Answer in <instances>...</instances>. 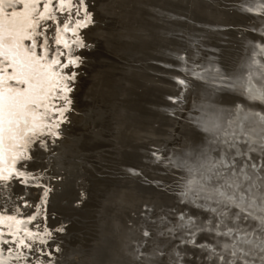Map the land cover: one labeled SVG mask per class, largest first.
<instances>
[{
  "label": "rangeland",
  "instance_id": "obj_1",
  "mask_svg": "<svg viewBox=\"0 0 264 264\" xmlns=\"http://www.w3.org/2000/svg\"><path fill=\"white\" fill-rule=\"evenodd\" d=\"M38 1L40 9L43 4L40 6L42 0ZM66 1L62 11L60 0L49 1L53 7H49L52 18L39 22L38 49L45 36L49 39L48 48L55 47L56 42L48 33L53 28V32L59 29L56 24L70 25L72 21L77 24L78 20H84L80 0ZM84 4L92 15L91 22L80 27L82 32L71 34L74 36L68 43L71 48L63 55V62L56 66L65 74L75 73V77H79L77 90V86L68 81L73 91L76 90L72 91L75 95L71 100L76 107L69 112L81 115L85 126L66 117L65 125L59 128L60 139L41 137L47 145L33 144L32 148H38H30V154L19 159L21 167L13 170L11 179L1 182L0 257L3 256L0 264H131L129 262L139 260L144 264H163L164 260L174 261L176 255L174 257L172 246L176 242L169 239L168 229L157 225L162 214L172 215V209L184 211L173 194L177 183H183L182 177L186 176L177 164L211 138L212 121L216 116L226 115L233 105L244 102L241 83L250 69L256 72L254 58H258V50L264 45V0H84ZM78 56L76 64H69L67 69L61 67ZM217 69L218 76L214 72ZM201 74L212 83L202 79ZM257 78L254 77V82ZM181 79L187 87L179 83ZM56 97L59 104L63 102ZM249 105L252 109L264 110L261 104ZM66 132L71 136L67 137ZM64 137L70 141L63 147ZM56 181L61 184L58 189L49 187V183ZM53 189L56 192L51 197L49 193ZM237 190H243L249 198L259 199L264 195L243 182L237 185ZM37 191L42 193L38 195ZM44 193H47L46 198ZM36 197H40L39 200ZM41 198L49 201L48 204ZM212 205L217 212L209 213L208 217L222 220L224 225L233 206ZM10 216L15 217L14 220ZM153 221L158 222L154 225ZM12 223L19 224L21 229ZM160 229L164 235L160 234ZM146 231L150 235L146 236ZM23 232L24 236L27 233L30 236L19 235ZM5 237L7 239L3 240ZM46 237L49 241L44 239ZM219 247L214 248L218 252L226 249ZM185 251L189 257L185 264H191L192 256H188L191 251ZM49 255L53 257L48 260ZM36 256L40 263L36 262Z\"/></svg>",
  "mask_w": 264,
  "mask_h": 264
},
{
  "label": "snow or ice",
  "instance_id": "obj_2",
  "mask_svg": "<svg viewBox=\"0 0 264 264\" xmlns=\"http://www.w3.org/2000/svg\"><path fill=\"white\" fill-rule=\"evenodd\" d=\"M17 6H21L19 10ZM64 6V0H60L61 11ZM80 6L84 7L85 16L83 21H77V28L91 22L84 0H80ZM42 7L43 11L39 12L38 0H0V60L7 61L13 69L11 76L0 75V165L6 166L9 156L16 160L27 155L33 144L46 146V141L40 139L43 136L59 138L60 125L65 122L72 103L68 94L73 89L68 81L74 80L76 74L53 71V66L60 64L58 59L44 62L48 56L46 38L40 45L44 54L38 55L36 51V38L41 34L37 30L39 22L52 18L50 5L45 3ZM60 42L56 40L57 44ZM64 43L67 47V42ZM258 53V58H254L256 72L250 70L241 83L244 102L233 105L226 115L216 116L211 138L177 164L186 177H182L183 183H177L173 194L184 211L172 209V215L164 213L159 217V227L167 228L169 239L176 242V259L170 264H185L184 250L189 247L202 251L209 264H264V237L248 238L246 234L232 233L231 229L220 232L223 221L208 217L209 213L217 212L213 203H228L264 227V195L260 199L249 198L243 190H237V185L243 182L264 193V110L248 107L253 103L264 105V63L260 62L264 60V45ZM78 59L69 60L61 67L76 64ZM214 72L219 75L218 69ZM256 76L259 79L254 82ZM201 77L212 83L206 75ZM10 81L21 87L11 86ZM179 83L187 87L185 80ZM56 92L61 93L58 98L63 100V105H47V101L57 98ZM172 99L177 102L176 98ZM48 111L57 118L47 121ZM14 168L15 165L0 168V181H9ZM204 234L234 235L230 258L217 254L214 247L198 239ZM145 235L150 232L146 231Z\"/></svg>",
  "mask_w": 264,
  "mask_h": 264
},
{
  "label": "bare ground",
  "instance_id": "obj_3",
  "mask_svg": "<svg viewBox=\"0 0 264 264\" xmlns=\"http://www.w3.org/2000/svg\"><path fill=\"white\" fill-rule=\"evenodd\" d=\"M49 1H51V0H42L41 1V3H40V6L42 5V4H45V3H47V4H49ZM57 1V0H56ZM87 1V0H86ZM39 2V1H38ZM67 1L66 0H64V3H66ZM69 2V1H68ZM56 4V3H55ZM73 4V3H72ZM167 4V3H166ZM38 5H39V3H38ZM50 5V4H49ZM51 5H52V2H51ZM68 5V4H67ZM79 5V4H78ZM39 6V7H40ZM52 6H55V5H52ZM56 7V6H55ZM55 7H54V9H55ZM17 8H19V6H17ZM50 8H53V7H51L50 6ZM49 8V9H50ZM60 8V7H59ZM137 8V7H136ZM263 8V7H262ZM39 9V8H38ZM61 9V8H60ZM77 9V8H76ZM256 9V8H255ZM99 10V9H98ZM43 11V8L41 7L40 9H39V12H42ZM173 11V10H172ZM257 11V10H256ZM77 12V11H76ZM148 12V11H147ZM55 13V12H54ZM259 13V12H258ZM264 13V12H263ZM77 14V13H76ZM94 14V13H93ZM55 15H57V14H55ZM92 16V15H91ZM55 17V16H54ZM121 17V16H120ZM56 18H58L59 19V17L57 16ZM61 18V17H60ZM93 18H94V15H93ZM77 19V18H76ZM98 20V19H97ZM52 21V20H51ZM69 21V20H68ZM251 21V20H250ZM260 21V20H259ZM46 22V21H45ZM56 23V22H55ZM58 23H61V22H58ZM76 22L75 21H72L71 22V24L70 25H67V27H68V30L67 31H65V29H63V28H65V24H66V22H64V23H61V25L60 24H56L55 25V27L56 28H59L57 31H55L54 30V32H53V29H52V32H49L48 33V35H49V37H50V35H52V40H54L55 42H56V40L57 39H60V43L59 44H57L56 43V45H55V47H51V48H48V56H47V58H46V60L44 61L45 63H51V61H52V59L53 58H55V59H58L61 63L63 62V60H64V58H63V55H65V53L66 52H69V48H71V47H69L68 46V43H69V40L72 38V37H74V36H72L71 34H73V30H75V34H77V32L80 30V28H77L76 27V24H75ZM96 23V22H95ZM40 24V23H39ZM208 24V23H207ZM256 24V23H255ZM47 25V24H46ZM45 25V26H46ZM50 26V25H49ZM48 26V27H49ZM41 27V26H40ZM51 27H53V26H51ZM88 27H90V26H88ZM95 27V26H94ZM122 27V26H121ZM151 27V26H150ZM86 28V27H85ZM90 28H92V27H90ZM90 28H88V29H90ZM167 28V27H166ZM40 29V28H39ZM39 29H37L38 30V32H40V30ZM43 29H44V27H43ZM154 29V28H153ZM45 30V29H44ZM49 30V29H48ZM84 30V29H83ZM259 30V29H258ZM88 31V30H87ZM90 31V30H89ZM46 32V31H45ZM80 32H82L81 30H80ZM50 33H52V34H50ZM88 36H89V34H88ZM87 36V37H88ZM259 36V35H258ZM40 37V36H39ZM55 37V38H54ZM253 37V36H252ZM255 37V36H254ZM47 39V42L49 43V39H48V37L47 36H45L44 37V39ZM77 38V37H76ZM80 38V37H79ZM262 38V37H261ZM43 39V40H44ZM86 40H88V39H86ZM139 40V39H138ZM158 40V39H157ZM67 42V47H65V43L64 42ZM74 42H75V40H73ZM86 42V41H85ZM25 43L26 44H29L30 42H28V41H25ZM72 43V42H71ZM82 43H84V42H82ZM88 43V42H87ZM260 43V42H259ZM258 43V44H259ZM151 44V43H150ZM50 45V44H49ZM261 45V44H260ZM76 46V45H75ZM80 46V45H79ZM216 47V46H215ZM214 47V48H215ZM75 48V47H74ZM80 48V47H79ZM118 48V47H117ZM218 49V48H217ZM221 50V49H220ZM36 51H37V54L38 55H43L44 53H43V49L40 47L39 49L37 48L36 49ZM72 51V50H71ZM73 51H75V50H73ZM72 51V52H73ZM82 51V50H81ZM133 51V50H132ZM165 51V50H164ZM251 52V51H250ZM64 53V54H63ZM83 53V52H82ZM218 53V52H217ZM74 54V53H73ZM76 54V53H75ZM79 54V53H78ZM113 54V53H112ZM163 54V53H162ZM82 55V54H81ZM150 55V54H149ZM249 55V54H248ZM254 55V54H253ZM72 56V55H71ZM74 57H76V56H74ZM79 57V56H78ZM208 58V57H207ZM69 59V58H68ZM159 59V58H158ZM66 60H67V58H66ZM123 62V61H122ZM82 63V62H81ZM250 63V62H249ZM83 64V63H82ZM193 65V64H192ZM237 66V65H236ZM214 67V66H213ZM240 68V67H239ZM250 68V67H249ZM67 69V68H66ZM66 69H65V71H66ZM69 69H70V67H69ZM77 70H78V68H77ZM223 70V69H222ZM251 70V69H250ZM53 71H57V72H61V74H63L64 73V70H62V71H60V69H59V67L58 66H56V65H54L53 66ZM73 71V70H72ZM69 72V71H68ZM169 72V71H168ZM211 72V71H210ZM66 73V72H65ZM64 73V74H65ZM70 73V72H69ZM205 73V72H204ZM13 74V69L10 67V65H9V63L7 62V61H5V60H0V75H2V76H4V77H8V76H11ZM68 74V73H67ZM209 74H211V73H208V75ZM143 75V74H142ZM76 76V75H75ZM109 76V75H108ZM216 77V76H215ZM230 77V76H229ZM236 77V76H235ZM79 78V77H78ZM77 77H75V79L74 80H71L72 81V85H76L77 86V83L79 82ZM107 78V77H106ZM199 78V77H198ZM210 78V77H209ZM217 79H218V77H217ZM220 79V78H219ZM258 79V78H257ZM245 80V79H244ZM221 81V80H220ZM190 82V81H189ZM10 84H11V86H13V87H21L20 85H17V84H15L14 82H9ZM69 83V82H68ZM229 83H230V81H229ZM226 84V83H225ZM193 85V84H192ZM219 85H221V84H219ZM239 85V84H238ZM75 86V87H76ZM181 86V85H180ZM225 86V85H224ZM237 86V85H236ZM185 87V86H184ZM194 88V87H193ZM224 88V87H223ZM230 88V87H229ZM233 88V87H232ZM78 89V86L76 87V90ZM76 90H72L74 93H75V91ZM214 90V89H213ZM217 91V90H216ZM225 91V90H224ZM234 91V90H233ZM69 93L68 95H69V98L71 99V100H74V99H72L73 97H74V93ZM214 92V91H213ZM230 92V91H229ZM232 92V91H231ZM238 92V91H237ZM189 93V92H188ZM191 94V93H190ZM216 94V93H215ZM221 94V93H220ZM55 97L56 96H60L61 95V93H59V92H56L55 94ZM202 95V94H201ZM235 95V94H234ZM166 96H168V95H166ZM191 97V96H190ZM235 97V96H234ZM201 98V97H200ZM205 98V97H204ZM221 98V97H220ZM239 98V97H238ZM77 99V98H76ZM234 99V98H233ZM186 100V99H185ZM213 100V99H212ZM221 100V99H220ZM216 101V100H215ZM58 102H60V101H58L56 98H54V99H52V100H49V101H47L46 102V104L47 105H49V106H51V105H55V106H57V107H60V106H62L63 105V102L62 103H58ZM57 104H59V105H57ZM74 104V103H73ZM72 103H71V106H70V108L71 109H75V107H76V105L74 104L73 105ZM204 104H206V103H204ZM208 104V103H207ZM217 104V103H216ZM215 104V105H216ZM219 104V103H218ZM174 105V104H173ZM252 105V104H251ZM250 106V105H249ZM259 106V105H258ZM264 106V105H263ZM222 107H224V106H222ZM254 108V107H253ZM203 109H205V108H203ZM212 109V108H211ZM226 109V108H225ZM220 110V109H219ZM70 111V110H69ZM67 112L65 115H66V117H69V119L68 120H71L72 122H74L75 124H80V123H82L83 121H84V119H83V121L81 122V120H82V117H81V115L80 116H75L73 113H71V112ZM41 112H44V109L42 108L41 109ZM147 114V113H146ZM198 117V116H197ZM57 118V116L56 115H54L51 111H48V112H46L45 113V119L47 120V121H51V120H53V119H56ZM211 118V117H210ZM215 119V118H214ZM209 122V121H208ZM85 124H86V122H84ZM63 125H65L64 123H62ZM83 124V123H82ZM81 125V124H80ZM84 125V124H83ZM85 126V125H84ZM84 126H83V129H84ZM63 126H61V129H63L62 128ZM66 128H67V126H66ZM60 129V130H61ZM82 129V128H81ZM82 129V130H83ZM64 130H66V129H64ZM68 132V131H67ZM67 132L65 133L66 134V136L68 137H70L71 135H67ZM61 134V133H60ZM59 134V135H60ZM155 134V133H154ZM46 137V136H45ZM65 138V140H63L64 141V143H63V147H64V145H66V144H69V139L68 138ZM88 137V136H87ZM53 138V137H52ZM72 138L73 137H71V141L72 142H74V140H72ZM75 138V137H74ZM60 139V138H59ZM63 139V138H62ZM75 139H77V138H75ZM48 140H49V138H48ZM53 140H54V138H53ZM76 141V140H75ZM60 142V141H59ZM78 142V141H77ZM54 143V142H53ZM49 144H51V143H49ZM47 145V144H46ZM136 145V144H135ZM33 146V145H32ZM32 146L30 147V148H32ZM40 146V145H39ZM48 147H49V145H48ZM56 147V146H55ZM29 148V149H30ZM34 149H37V148H35V147H33ZM32 148V149H33ZM28 149V151H27V153L28 154H30L29 152H30V150ZM148 149V148H147ZM48 150H49V148H48ZM57 150V149H56ZM43 151V150H42ZM25 156H27V155H25ZM25 156H23V157H25ZM31 156V155H30ZM33 157H34V155H32ZM60 156V155H59ZM51 157H53V156H51ZM58 157V156H57ZM130 157V156H129ZM49 159H50V157H48ZM136 158V157H135ZM186 158V157H185ZM20 159V158H19ZM19 159H16V160H13V158L11 157V156H9V158H8V161H7V165L6 166H4V165H0V168H2V167H11L12 165H15V168H14V170L17 168V167H19L20 166V164H19ZM21 159H22V157H21ZM25 159V158H24ZM54 160H55V158H53ZM59 159V158H58ZM40 160V159H39ZM50 160H52V159H50ZM35 161V160H34ZM37 161V160H36ZM48 161V160H47ZM152 161V160H151ZM49 162V161H48ZM51 162V161H50ZM59 162V161H58ZM129 162V161H128ZM22 163V162H21ZM32 163H33V161H32ZM53 163H54V161H53ZM26 164V162L23 164V165H25ZM27 164H29V162H27ZM51 164V166H52V163H50ZM55 164H57V162L55 163ZM65 164H66V162H65ZM58 165V164H57ZM93 165V164H92ZM129 165V164H128ZM50 166V167H51ZM56 166V165H55ZM21 167V166H20ZM23 167V166H22ZM39 167V166H38ZM43 167V166H42ZM45 167V166H44ZM121 167V166H120ZM56 168H57V166H56ZM64 168V167H63ZM18 169V168H17ZM20 169V168H19ZM32 169V168H31ZM51 169H52V167H51ZM55 169V168H54ZM54 169H52V170H54ZM25 170V169H24ZM56 170V169H55ZM55 170H54V172H55ZM61 170V169H60ZM135 170V169H134ZM16 171V170H15ZM26 172V171H25ZM28 172V171H27ZM44 172V171H43ZM54 172H53V174H54ZM58 172V171H57ZM57 172H55V173H57ZM133 172V171H132ZM136 172H137V169H136ZM31 173V172H30ZM35 173V172H34ZM46 173V172H45ZM62 173V172H61ZM139 173V172H138ZM141 174H142V172H141ZM59 175V174H58ZM61 175V174H60ZM138 175V174H137ZM56 176H57V174H56ZM125 176V175H124ZM127 176V175H126ZM129 176V175H128ZM133 176V175H132ZM131 176V177H132ZM48 177V176H47ZM52 177H53V175H52ZM55 177V176H54ZM139 177V176H138ZM186 177V176H185ZM46 178V177H45ZM45 178H43V179H45ZM49 178V177H48ZM51 178V177H50ZM65 178V177H64ZM27 179V178H26ZM138 179V178H137ZM141 179V178H140ZM40 180V179H39ZM38 180V181H39ZM37 181V182H38ZM46 181H48V179L46 180ZM50 181V180H49ZM140 181V180H139ZM1 182L2 181H0V185H1ZM19 182V181H18ZM51 182V181H50ZM62 182V181H61ZM12 183H14V182H12ZM2 184H8V183H5V182H3ZM16 184V183H15ZM18 184V183H17ZM44 184V183H43ZM47 184H48V182H47ZM12 185V184H11ZM14 185V184H13ZM61 184H60V182H58V181H56V182H52L51 184L49 183V187L51 186V187H54V188H57V187H59ZM65 186H67V185H65ZM11 187V186H10ZM16 187V186H15ZM15 187H13V188H15ZM23 187V186H22ZM69 187V186H68ZM2 187L0 186V189H1ZM20 189H21V187H19ZM19 188H18V190H19ZM36 188V187H35ZM67 188V187H66ZM40 189V188H39ZM38 189V190H39ZM46 189V188H45ZM50 189V188H49ZM58 189V188H57ZM63 189V188H62ZM14 190V189H13ZM23 190V189H22ZM41 190V189H40ZM69 190V189H68ZM249 190V189H248ZM2 191V190H1ZM15 191H16V189H15ZM14 191V192H15ZM43 191V190H42ZM45 191V190H44ZM43 191V192H44ZM49 191V190H48ZM20 192H21V190H20ZM30 192V191H29ZM38 192V191H37ZM39 192H41V191H39ZM39 192H38V195H39ZM56 192V190L55 189H53L52 191H50V195L49 196H51V197H53ZM248 192V191H247ZM18 193V192H17ZM31 193V192H30ZM42 193V192H41ZM2 194V193H1ZM15 194V193H14ZM21 194V193H20ZM34 194V193H33ZM3 195V194H2ZM22 195V194H21ZM36 195V194H35ZM44 196H45V193L43 194ZM259 195H260V193H259ZM15 196V195H14ZM254 196H255V194H254ZM254 196H250V197H254ZM143 197V196H142ZM36 198H38V197H36ZM40 198V197H39ZM39 198H38V200H39ZM43 198V197H42ZM42 198H41V200H42ZM45 198H46V196H45ZM256 199H258V197L256 198ZM260 199V198H259ZM14 200V199H13ZM31 200V199H30ZM36 200V199H35ZM25 201V200H24ZM42 201H44V200H42ZM46 201V200H45ZM44 201V202H45ZM51 201V200H50ZM18 202V201H17ZM26 202H27V200H26ZM28 202H29V200H28ZM49 202V201H48ZM48 202H45V203H47L48 204ZM154 203V202H153ZM10 204H13V203H10ZM16 204V203H15ZM40 204V203H39ZM41 204H42V202H41ZM44 204V203H43ZM222 204V203H221ZM14 205V204H13ZM12 205V206H13ZM224 205V204H223ZM15 206V205H14ZM42 206V205H41ZM213 206V205H212ZM215 206V205H214ZM222 206V205H221ZM10 207H11V205H10ZM21 207V206H20ZM228 208L230 207V206H227ZM227 207H226V209H227ZM12 208V207H11ZM14 208H16V207H13V209ZM18 208V207H17ZM23 208V207H22ZM50 208V207H49ZM149 208V207H148ZM222 208V207H221ZM8 209H10V208H8ZM7 209V210H8ZM19 209V208H18ZM24 209V208H23ZM17 210V209H16ZM16 210H14V212H16ZM53 210V209H52ZM223 210V209H222ZM225 210V209H224ZM1 211V210H0ZM9 211H11V210H9ZM24 212H25V210H23ZM28 211V210H27ZM49 211V210H48ZM228 211V210H227ZM2 212V211H1ZM0 212V213H1ZM7 212V211H6ZM18 212V211H17ZM20 212V211H19ZM18 212V213H19ZM30 212V211H29ZM50 212H51V210H50ZM8 213H11V212H8ZM46 213V212H45ZM88 213V212H87ZM226 212H224V214H225ZM228 213V212H227ZM3 214H5L4 212H3ZM12 214H15V213H13L12 212ZM12 214H10V215H12ZM24 214V213H23ZM22 214V215H23ZM26 214V213H25ZM30 214H31V212H30ZM42 214V213H41ZM219 214V213H218ZM1 216H2V214H0ZM16 216H17V213L15 214ZM39 215V214H38ZM37 215V216H38ZM220 215V214H219ZM219 215H218V217H219ZM5 217H9V215H4ZM46 216V215H45ZM50 216V215H49ZM226 216V215H225ZM227 216H229V217H227V221L225 220V223H224V225L222 224V226L220 227V232H228V230L229 229H231L232 230V233H234V234H246L247 236H248V238H252L253 236H256V237H264V227H262V225L260 224V222L258 221V220H256V219H253L252 217H245V215L243 214V213H241V212H238L235 208H233V209H231V212H229L228 214H227ZM25 216H23V218H24ZM40 217V216H39ZM51 217V216H50ZM217 217V216H216ZM10 218H12L13 220H14V218H13V216L11 217L10 216ZM18 220H20L21 218H20V216L18 215ZM59 218V217H58ZM221 218H223V216L221 217ZM226 218V217H225ZM2 219V218H1ZM11 219V220H12ZM52 219V218H51ZM3 220V219H2ZM5 220H8V218H6ZM10 220V219H9ZM8 220V221H9ZM17 220V219H16ZM24 220V219H23ZM57 221V220H56ZM59 221V220H58ZM2 222V221H1ZM12 222H14V221H12ZM46 222V221H45ZM158 222V221H157ZM4 223H5V221H4ZM15 223V222H14ZM21 223V222H20ZM52 223V222H51ZM150 223V222H149ZM6 224L8 225V223H7V221H6ZM13 224V223H12ZM22 224V223H21ZM32 224V223H31ZM44 224V223H43ZM141 224V223H140ZM4 226H6L5 224H3ZM3 225H2V227H3ZM9 225H10V222H9ZM13 225H16V224H13ZM28 225V224H27ZM144 225V224H143ZM17 226V228H19L18 226H20L19 224L18 225H16ZM23 226V225H22ZM132 226V225H131ZM157 226H159V225H157ZM7 227V226H6ZM12 227V226H11ZM15 227V226H14ZM29 227V226H28ZM31 227V226H30ZM49 227V226H48ZM61 227V226H60ZM139 227V226H138ZM4 228V227H3ZM16 228V227H15ZM16 228V229H17ZM50 228V227H49ZM130 228V227H129ZM133 228V227H132ZM2 229V228H1ZM4 229H6V228H4ZM7 229H9V228H7ZM16 229H13V230H16ZM19 229H21V227L19 228ZM23 229H24V227H23ZM28 229H30V228H28ZM118 229V228H117ZM131 229V228H130ZM143 229V228H142ZM148 229V228H147ZM167 229V228H166ZM32 230V229H31ZM38 230V229H37ZM42 230V229H41ZM50 230H51V228H50ZM49 230V231H50ZM136 230H137V228H136ZM145 230H146V228H145ZM144 229H143V231H145ZM149 230V229H148ZM161 230V229H160ZM12 231V230H11ZM10 231V232H11ZM28 231V230H27ZM34 231V230H33ZM125 231V230H124ZM132 231V230H131ZM162 231V230H161ZM9 232V231H8ZM15 232H18V231H15ZM22 232V231H21ZM31 232V231H30ZM142 232V231H141ZM11 233H14V232H11ZM25 233H27V232H25ZM111 233V232H110ZM124 233V232H123ZM143 234H144V232H142ZM18 234V233H17ZM17 234H14L15 236H17ZM24 234V232L21 234H19V235H23ZM28 234V233H27ZM26 234V235H27ZM133 234H134V232H133ZM142 234V235H143ZM9 235V234H8ZM25 235V236H26ZM32 235V234H31ZM41 235V234H40ZM43 235H46V234H43ZM114 235V234H113ZM136 235H138V234H136ZM24 236V235H23ZM25 236H24V238H25ZM28 236H30L29 234H28ZM34 236V235H33ZM48 236V235H47ZM138 236H140V235H138ZM138 236H137V240L139 241V239H138ZM1 237V236H0ZM9 237V236H8ZM17 237H19V236H17ZM27 237V236H26ZM32 237V236H31ZM30 237V238H31ZM36 237V236H35ZM34 237V239H36ZM40 237V236H39ZM51 237V236H50ZM136 237V236H135ZM134 237V238H135ZM13 238V237H12ZM21 238V237H20ZM37 238H38V236H37ZM47 238H49V237H46V238H44V239H47ZM122 238V237H121ZM131 238H132V235H131ZM4 239H7L6 237L5 238H3V240ZM22 239V238H21ZM32 239V238H31ZM38 239H40V238H38ZM43 239V241H46V240H44ZM108 239V238H107ZM125 239V238H124ZM129 239V238H128ZM136 239V238H135ZM134 239V240H135ZM10 240V239H9ZM48 241H49V239H47ZM133 240V239H132ZM132 240H130V241H132ZM133 240V242H135ZM199 240H201V241H206L209 245H211L212 247H218V248H220L219 247V245L220 246H222V247H224L225 246V248L226 249H223L224 250V252H218L217 250V254H221V255H223L226 259L227 258H230V253H231V251H232V245L235 243V236L234 235H216V234H204V235H201L200 237H199ZM26 241V240H25ZM30 242V241H29ZM118 242H119V240H118ZM125 242H127V241H125ZM128 242H129V240H128ZM132 242V243H133ZM144 241L142 240V243H143ZM166 242H168V241H166ZM174 242V241H173ZM28 243V242H27ZM136 243V242H135ZM135 243L134 244H132V247L134 248V246H135ZM139 243V244H138ZM158 243V242H157ZM163 243H165V241L163 242ZM169 243V242H168ZM175 243V242H174ZM20 244V243H19ZM18 244V245H19ZM24 244V243H23ZM46 244H48V242H46ZM113 244V243H112ZM129 244H130V242H129ZM137 244L138 245H142L140 242H137ZM144 244V243H143ZM160 244V243H159ZM167 244V243H166ZM214 244H218V246H214ZM15 245V244H14ZM17 245V246H18ZM109 245V244H108ZM111 245V244H110ZM134 245V246H133ZM171 245V244H170ZM172 245H174L173 243H172ZM9 246V245H8ZM47 246V245H46ZM45 246V247H46ZM101 246V245H100ZM126 246V245H125ZM241 246H243V245H241ZM12 247H13V245H12ZM19 247V246H18ZM42 247V246H41ZM45 247H43V248H45ZM64 247V246H63ZM99 247V246H98ZM138 247V246H137ZM141 247V246H140ZM170 247V246H169ZM174 249V257H175V245L174 246H172ZM6 248V247H5ZM42 248V249H43ZM23 249V248H22ZM26 249V248H25ZM46 249V248H45ZM48 249V248H47ZM102 249V248H101ZM129 249H131V248H129ZM136 249H138V248H136L135 247V250ZM141 249V251H142V248H140ZM145 249V248H144ZM188 250H190L191 251V253L193 252V251H196L197 252V250H195V249H192V248H187ZM114 250V249H113ZM128 250V249H127ZM147 250H149V249H147ZM1 251V250H0ZM18 251V250H17ZM48 251V250H47ZM62 251V250H61ZM106 251H107V249H106ZM140 251V250H139ZM145 252H146V250H144ZM172 251V250H171ZM185 251V250H184ZM6 252V251H5ZM25 252V251H24ZM186 252V251H185ZM4 253V252H3ZM170 253V252H169ZM171 253H173V252H171ZM191 253H190V255H188V256H192V263L191 264H209V262L205 259V257H204V253H201V252H198V253H194L193 252V254L191 255ZM25 254V253H24ZM33 254V253H32ZM45 254V253H44ZM52 254H54V253H52ZM113 254V253H112ZM188 254H189V252H188ZM2 255V254H1ZM5 255V254H4ZM27 256H28V254H26ZM38 255V254H37ZM42 255V254H41ZM41 255H40V257H41ZM99 255V254H98ZM3 256V255H2ZM1 256V257H2ZM11 256V255H10ZM43 256V255H42ZM49 256H51V255H49ZM139 256V255H138ZM0 257V258H1ZM24 257V256H23ZM37 257V256H36ZM48 256H45V259L47 258ZM53 256H51V257H48V260H49V258H52ZM55 257V256H54ZM101 257V256H100ZM104 257V256H103ZM124 257V256H123ZM133 257V256H132ZM152 257H154V256H152ZM151 257V258H152ZM38 258V257H37ZM36 258V259H37ZM41 258H43V257H41ZM131 258V257H130ZM143 258H145L144 256H143ZM154 258H156V257H154ZM154 258H152V259H154ZM134 259V258H133ZM140 259H142V258H140ZM164 259H167V258H162L161 260H164ZM186 259H188L189 260V257H187L186 255H185V260ZM18 260V259H17ZM40 259L38 258V261L36 260V262L38 263H40V261H39ZM41 260H43V259H41ZM47 259H46V261H48ZM52 260V259H51ZM117 260V259H116ZM122 260V259H121ZM135 260H137V258L135 259ZM146 260V259H145ZM158 260V259H157ZM160 260V259H159ZM160 260V261H161ZM199 260V261H198ZM1 261V260H0ZM4 261V260H3ZM31 261V260H30ZM44 261V260H43ZM53 261V260H52ZM109 261V260H108ZM132 261V260H131ZM140 261V260H139ZM136 262V263H132V262H129V263H131V264H144L143 262H142V260H141V262ZM148 261V260H147ZM168 260H164V262H163V264H170V262L172 261V260H170V261H168ZM6 262V261H5ZM25 262V261H24ZM42 262V261H41ZM48 262H50V261H48ZM57 262V261H56ZM189 262V261H188ZM1 263V262H0ZM9 263V262H8ZM14 263V262H13ZM18 263V262H17ZM44 263V262H43ZM51 263V262H50ZM49 263V264H50ZM105 263V262H104ZM148 263V262H147ZM147 263H145V264H147ZM161 263V262H160ZM3 264V263H2ZM40 264H42V263H40ZM45 264H46V262H45ZM48 264V263H47ZM51 264H53V263H51ZM56 264H58V263H56ZM61 264V263H60ZM112 264V263H111ZM149 264V263H148ZM152 264V263H151ZM159 264V263H158ZM217 264H218V262H217Z\"/></svg>",
  "mask_w": 264,
  "mask_h": 264
}]
</instances>
